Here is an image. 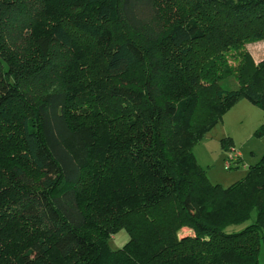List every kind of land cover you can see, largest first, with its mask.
<instances>
[{
    "label": "trees",
    "instance_id": "obj_1",
    "mask_svg": "<svg viewBox=\"0 0 264 264\" xmlns=\"http://www.w3.org/2000/svg\"><path fill=\"white\" fill-rule=\"evenodd\" d=\"M261 39L264 0H0V264H259L264 155L222 187L191 148L264 110Z\"/></svg>",
    "mask_w": 264,
    "mask_h": 264
},
{
    "label": "rangeland",
    "instance_id": "obj_2",
    "mask_svg": "<svg viewBox=\"0 0 264 264\" xmlns=\"http://www.w3.org/2000/svg\"><path fill=\"white\" fill-rule=\"evenodd\" d=\"M244 47L255 62L264 58V39L246 43ZM226 83L228 86L236 87L232 77ZM225 138L231 139L232 148L238 153L237 160L235 163L232 162L230 167L226 166L229 149H225L222 145V140ZM191 151L194 160L204 170L212 184L228 187L239 181L246 175L248 168L264 155V110L244 97L232 102L225 109L221 119L204 133L202 138L192 146ZM4 170L5 168L0 170V174ZM245 224L230 225L226 230L237 231ZM188 233V229L183 228L178 235ZM127 239L126 231L120 229L110 235L108 244L111 249H118ZM109 262L110 259L104 264ZM259 264H264V255L261 253Z\"/></svg>",
    "mask_w": 264,
    "mask_h": 264
},
{
    "label": "built area",
    "instance_id": "obj_3",
    "mask_svg": "<svg viewBox=\"0 0 264 264\" xmlns=\"http://www.w3.org/2000/svg\"><path fill=\"white\" fill-rule=\"evenodd\" d=\"M238 153L233 148H230L229 153L227 154L226 166L230 167L231 163H235L237 160Z\"/></svg>",
    "mask_w": 264,
    "mask_h": 264
},
{
    "label": "crops",
    "instance_id": "obj_4",
    "mask_svg": "<svg viewBox=\"0 0 264 264\" xmlns=\"http://www.w3.org/2000/svg\"><path fill=\"white\" fill-rule=\"evenodd\" d=\"M240 154V153H239ZM240 157H241V154H240ZM189 231V230H188ZM189 233H190V231H189Z\"/></svg>",
    "mask_w": 264,
    "mask_h": 264
}]
</instances>
